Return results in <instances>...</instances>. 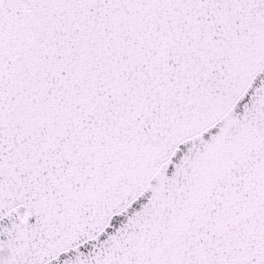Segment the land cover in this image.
Returning a JSON list of instances; mask_svg holds the SVG:
<instances>
[{"label": "snow or ice", "instance_id": "1", "mask_svg": "<svg viewBox=\"0 0 264 264\" xmlns=\"http://www.w3.org/2000/svg\"><path fill=\"white\" fill-rule=\"evenodd\" d=\"M0 264H264V0H0Z\"/></svg>", "mask_w": 264, "mask_h": 264}]
</instances>
